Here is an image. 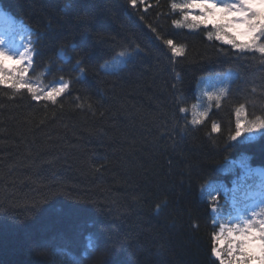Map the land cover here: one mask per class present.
<instances>
[{
	"label": "trees",
	"instance_id": "16d2710c",
	"mask_svg": "<svg viewBox=\"0 0 264 264\" xmlns=\"http://www.w3.org/2000/svg\"><path fill=\"white\" fill-rule=\"evenodd\" d=\"M171 4L0 0L35 40L26 79L69 85H0V264H218L207 194L264 170V57Z\"/></svg>",
	"mask_w": 264,
	"mask_h": 264
},
{
	"label": "snow or ice",
	"instance_id": "6c2138e0",
	"mask_svg": "<svg viewBox=\"0 0 264 264\" xmlns=\"http://www.w3.org/2000/svg\"><path fill=\"white\" fill-rule=\"evenodd\" d=\"M142 2L143 0H129L133 7H139ZM171 8L182 13V19L189 22V28L210 24L215 31L208 33L209 40L214 36L215 40L230 45L238 54L250 52L264 57V0H232L231 3L220 4L216 0H183L182 3L173 2ZM165 43L173 56L182 54L171 39L165 40ZM80 63L77 60V64ZM26 71L24 67L5 70L0 65V84L10 81V88L17 91L26 89L31 93L32 100L43 99L53 104L58 102L57 97L69 89L68 84L62 83L51 91L37 90L25 79ZM178 111L182 113L185 109L179 108ZM257 126L264 127V121H259ZM240 127L237 122L236 136L240 135ZM260 217H264V212L253 214L242 224L228 226L226 231L225 226L221 225L220 231L212 235L210 254L218 264H264V218Z\"/></svg>",
	"mask_w": 264,
	"mask_h": 264
},
{
	"label": "rangeland",
	"instance_id": "374dc122",
	"mask_svg": "<svg viewBox=\"0 0 264 264\" xmlns=\"http://www.w3.org/2000/svg\"><path fill=\"white\" fill-rule=\"evenodd\" d=\"M182 3L183 0H172V3ZM220 3H231L232 0H216ZM180 12V11H179ZM181 16L182 13L180 12ZM0 19L3 26L6 28L9 24L11 29H14V34L11 36L13 40L10 45L4 48V44L0 42V65L5 70L24 67L27 69L25 79L27 78L28 69L33 60V45L35 41L29 34L26 27L18 24L12 17L5 13L0 6ZM182 22L189 23L188 21ZM203 25V24H202ZM205 26V25H204ZM210 26L211 25H207ZM3 28L0 27V31ZM22 36L23 41L19 42ZM14 37V38H13ZM10 51H18L20 55L16 58ZM23 57V59H21ZM61 57L64 56L61 54ZM19 61V63H17ZM15 75V73H12ZM10 83V81L8 82ZM8 83L0 84L8 86ZM62 81L52 86L50 89H42L38 84H32L37 90L51 91L53 88L59 87ZM243 170V175L233 182L232 186H220L218 190L213 189L208 192L207 197L212 202V214L214 223L217 225V233L220 231L221 225L225 226V231L228 226L233 224H242L245 219L251 218L253 214L259 215L264 212V172L259 169H251L248 166L240 165ZM264 218V217H260Z\"/></svg>",
	"mask_w": 264,
	"mask_h": 264
},
{
	"label": "bare ground",
	"instance_id": "6f19581e",
	"mask_svg": "<svg viewBox=\"0 0 264 264\" xmlns=\"http://www.w3.org/2000/svg\"><path fill=\"white\" fill-rule=\"evenodd\" d=\"M11 24H9L6 28L3 26V23H2V20L0 19V27L3 28L2 31H0V42H2L4 44V48H6L8 45H10V43L13 42V40H11V36H13V32H14V29H11L10 27ZM14 38V37H13ZM19 42H22L23 39H22V36L19 38ZM10 53L14 54L15 57L17 58L20 53L17 51H10Z\"/></svg>",
	"mask_w": 264,
	"mask_h": 264
}]
</instances>
